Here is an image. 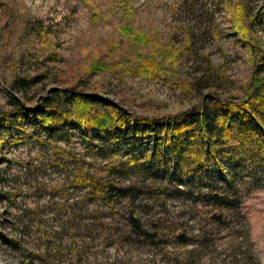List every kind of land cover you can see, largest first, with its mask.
Instances as JSON below:
<instances>
[{
  "label": "rangeland",
  "instance_id": "1",
  "mask_svg": "<svg viewBox=\"0 0 264 264\" xmlns=\"http://www.w3.org/2000/svg\"><path fill=\"white\" fill-rule=\"evenodd\" d=\"M256 11L264 0H0V107L9 94L35 105L65 87L152 117L208 94L238 100L264 52V27L249 23ZM136 58L154 61L158 75L126 73ZM58 141L76 161L49 158L29 139L0 149L12 198L0 200V264H264V178L239 177L240 204L217 222L214 208L163 194L138 171L113 182L142 192L109 201L75 182L111 148L123 160L143 146L73 128Z\"/></svg>",
  "mask_w": 264,
  "mask_h": 264
},
{
  "label": "trees",
  "instance_id": "2",
  "mask_svg": "<svg viewBox=\"0 0 264 264\" xmlns=\"http://www.w3.org/2000/svg\"><path fill=\"white\" fill-rule=\"evenodd\" d=\"M249 16V23L264 27L262 12ZM249 45L257 53V47ZM125 68L131 75L148 76H157L160 70L154 61L143 58ZM255 68L240 99L208 94L199 106L159 117L128 113L107 98L85 95L75 87L52 88L35 105H25L9 94L7 107H0V149L29 139L45 156L74 162L73 151L58 141L71 128L83 137L94 134L114 146H143L141 152L123 160L114 159L111 148L98 170L79 167L75 182L109 201L142 192L138 186L113 182L138 171L160 182L163 194L214 208L218 216L213 219L218 222L222 211L236 210L240 204L239 177L264 178V52L258 55ZM37 77L16 83L28 85ZM0 160L11 162L1 155ZM5 180L0 168V200H11L10 192L2 189ZM130 220L134 231L142 232L133 216ZM183 242L195 239L184 237Z\"/></svg>",
  "mask_w": 264,
  "mask_h": 264
}]
</instances>
